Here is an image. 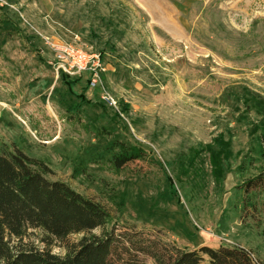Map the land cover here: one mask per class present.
<instances>
[{"label":"rangeland","instance_id":"obj_1","mask_svg":"<svg viewBox=\"0 0 264 264\" xmlns=\"http://www.w3.org/2000/svg\"><path fill=\"white\" fill-rule=\"evenodd\" d=\"M44 37L102 52L104 89L56 76ZM0 46V151L43 161L108 228L264 263V180L246 184L264 173V0H0ZM121 153L137 158L115 170ZM82 235L20 243L63 256Z\"/></svg>","mask_w":264,"mask_h":264},{"label":"trees","instance_id":"obj_2","mask_svg":"<svg viewBox=\"0 0 264 264\" xmlns=\"http://www.w3.org/2000/svg\"><path fill=\"white\" fill-rule=\"evenodd\" d=\"M59 76L68 85L76 82L65 74ZM135 158L121 153L109 162L119 170ZM48 170L43 161L18 148L9 153L0 151V264H143L145 255L155 264H201L203 255L209 264H264L241 246L187 249L155 238L136 237L135 233L119 231L116 225L108 228L110 214L101 203L62 180L48 178ZM259 179L264 180L263 172L246 184ZM97 228L100 233H93ZM29 229H39L40 240L46 245L70 234L83 235L60 256L20 243Z\"/></svg>","mask_w":264,"mask_h":264},{"label":"built area","instance_id":"obj_3","mask_svg":"<svg viewBox=\"0 0 264 264\" xmlns=\"http://www.w3.org/2000/svg\"><path fill=\"white\" fill-rule=\"evenodd\" d=\"M43 40L52 53L51 65L56 76L65 74L68 78H76L87 73L89 87L104 89L103 74L109 66L104 63L99 52L54 37H44ZM103 93L109 105L116 106L114 98L105 91Z\"/></svg>","mask_w":264,"mask_h":264}]
</instances>
